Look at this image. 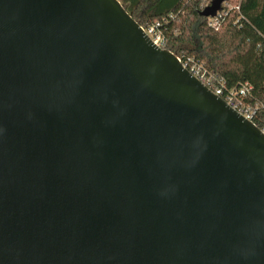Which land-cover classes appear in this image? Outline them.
Returning a JSON list of instances; mask_svg holds the SVG:
<instances>
[{
	"label": "water",
	"instance_id": "obj_1",
	"mask_svg": "<svg viewBox=\"0 0 264 264\" xmlns=\"http://www.w3.org/2000/svg\"><path fill=\"white\" fill-rule=\"evenodd\" d=\"M0 264H264V133L119 0H0Z\"/></svg>",
	"mask_w": 264,
	"mask_h": 264
},
{
	"label": "trees",
	"instance_id": "obj_2",
	"mask_svg": "<svg viewBox=\"0 0 264 264\" xmlns=\"http://www.w3.org/2000/svg\"><path fill=\"white\" fill-rule=\"evenodd\" d=\"M119 1L141 26L160 22L166 49L195 56L223 78L228 89L250 84L247 103L257 108L254 123L264 128V0H238L234 7L240 11L228 9L219 30L201 16L212 0Z\"/></svg>",
	"mask_w": 264,
	"mask_h": 264
},
{
	"label": "built area",
	"instance_id": "obj_3",
	"mask_svg": "<svg viewBox=\"0 0 264 264\" xmlns=\"http://www.w3.org/2000/svg\"><path fill=\"white\" fill-rule=\"evenodd\" d=\"M226 4L227 1L223 4L222 10L218 12L216 17L209 18V25L216 30H219L225 22L229 13L228 9L240 11V6L229 8L228 4L225 6ZM161 26L162 24L157 22L155 24L142 27L156 46L166 49V38ZM171 52L176 55L177 59L181 62L184 68L199 79L209 90H211L215 95L223 98L231 107H233L246 119L254 122L257 108H254L247 103L248 98H251L250 96L252 95L253 90V87L250 84L247 83L243 84L239 88L228 89L225 80L219 77L215 72L209 71L195 56L187 55L182 50ZM261 130L264 133V128Z\"/></svg>",
	"mask_w": 264,
	"mask_h": 264
},
{
	"label": "rangeland",
	"instance_id": "obj_4",
	"mask_svg": "<svg viewBox=\"0 0 264 264\" xmlns=\"http://www.w3.org/2000/svg\"><path fill=\"white\" fill-rule=\"evenodd\" d=\"M238 0H231L230 1V4L229 3H227L228 4V6H229V8H232V7H234L235 6V3L237 2ZM227 4L225 5V6H227ZM233 5V6H232ZM188 40V39H187Z\"/></svg>",
	"mask_w": 264,
	"mask_h": 264
}]
</instances>
